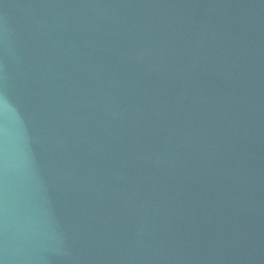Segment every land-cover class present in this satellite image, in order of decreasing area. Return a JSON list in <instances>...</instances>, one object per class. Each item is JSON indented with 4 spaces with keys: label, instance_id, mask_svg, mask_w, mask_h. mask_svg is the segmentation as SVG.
<instances>
[{
    "label": "water",
    "instance_id": "water-1",
    "mask_svg": "<svg viewBox=\"0 0 264 264\" xmlns=\"http://www.w3.org/2000/svg\"><path fill=\"white\" fill-rule=\"evenodd\" d=\"M0 264H264V0H0Z\"/></svg>",
    "mask_w": 264,
    "mask_h": 264
}]
</instances>
